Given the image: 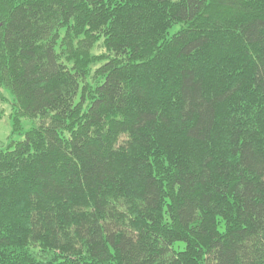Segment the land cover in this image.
Returning a JSON list of instances; mask_svg holds the SVG:
<instances>
[{"label": "trees", "instance_id": "1", "mask_svg": "<svg viewBox=\"0 0 264 264\" xmlns=\"http://www.w3.org/2000/svg\"><path fill=\"white\" fill-rule=\"evenodd\" d=\"M2 87L0 264H264V0H0Z\"/></svg>", "mask_w": 264, "mask_h": 264}, {"label": "rangeland", "instance_id": "2", "mask_svg": "<svg viewBox=\"0 0 264 264\" xmlns=\"http://www.w3.org/2000/svg\"><path fill=\"white\" fill-rule=\"evenodd\" d=\"M104 49L101 45L96 46V48L93 50L95 54H100L103 52ZM96 65L92 66V70L96 69ZM93 72V71H92ZM3 98L0 99V149L6 148L8 144H10L13 141H19L24 138V134L14 133L13 132V125H12V101L13 96L10 91H8L6 88H1ZM34 124H36L35 120L31 119H22V127L23 132L28 130L30 127H32Z\"/></svg>", "mask_w": 264, "mask_h": 264}]
</instances>
